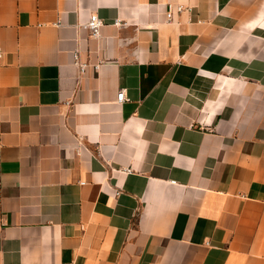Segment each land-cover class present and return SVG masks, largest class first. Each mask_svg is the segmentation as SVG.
Wrapping results in <instances>:
<instances>
[{
    "label": "crops",
    "instance_id": "obj_1",
    "mask_svg": "<svg viewBox=\"0 0 264 264\" xmlns=\"http://www.w3.org/2000/svg\"><path fill=\"white\" fill-rule=\"evenodd\" d=\"M0 47V264H264V0H0Z\"/></svg>",
    "mask_w": 264,
    "mask_h": 264
},
{
    "label": "built area",
    "instance_id": "obj_2",
    "mask_svg": "<svg viewBox=\"0 0 264 264\" xmlns=\"http://www.w3.org/2000/svg\"><path fill=\"white\" fill-rule=\"evenodd\" d=\"M191 10H192L191 7L184 6V5H177V7H176V12L179 13V14L184 12V11H189L190 12ZM166 19H167L168 22L173 21L174 12L173 11H168L166 13ZM201 22L202 21H198V23H201ZM114 24L115 25H120L121 21L117 19V20L114 21ZM104 25H105V22L102 19H100L97 14L90 15V18H89L88 22L86 23L87 29L89 30V32L92 35V37H95V38L100 37L101 30L104 27ZM2 56H3V50L0 47V58H2ZM78 56L79 55L76 53L75 56H74V59H75L76 63L79 64V61H78L79 57ZM100 65H101V63L99 62L98 64L94 65V68L98 69L100 67ZM79 67H80V72L84 73L86 68H87V65L86 64H79ZM117 99H118L119 102H124L126 100V94H125V90L124 89H120L118 91Z\"/></svg>",
    "mask_w": 264,
    "mask_h": 264
}]
</instances>
